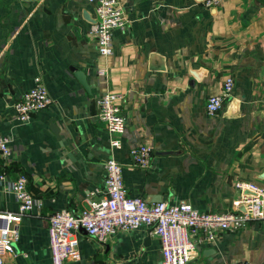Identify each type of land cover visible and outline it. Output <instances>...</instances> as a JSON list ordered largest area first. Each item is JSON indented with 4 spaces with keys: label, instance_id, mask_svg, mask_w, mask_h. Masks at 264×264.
Listing matches in <instances>:
<instances>
[{
    "label": "crops",
    "instance_id": "obj_1",
    "mask_svg": "<svg viewBox=\"0 0 264 264\" xmlns=\"http://www.w3.org/2000/svg\"><path fill=\"white\" fill-rule=\"evenodd\" d=\"M118 1L127 24L113 31L104 56L90 32L93 3L0 0V135L11 151L0 158L2 264H52L48 216L99 198L109 158L121 164L128 193L150 203L223 213L240 208L238 181L264 186V0ZM37 76L52 103L19 122L12 104ZM228 77L231 94L208 114L206 98ZM105 93L121 96L119 135L98 119ZM140 144L152 149L145 168L129 154ZM19 173L41 200L39 211L17 214L9 185ZM72 235L79 257L66 264H162L159 240L145 225L102 243L84 229ZM7 241L11 251L2 247ZM232 261L264 264V219L218 233L187 264Z\"/></svg>",
    "mask_w": 264,
    "mask_h": 264
},
{
    "label": "built area",
    "instance_id": "obj_2",
    "mask_svg": "<svg viewBox=\"0 0 264 264\" xmlns=\"http://www.w3.org/2000/svg\"><path fill=\"white\" fill-rule=\"evenodd\" d=\"M94 5L95 23L90 32L95 38L98 51L108 56L112 53V33L127 24L118 0H87ZM222 0H203L205 6L216 7ZM234 86L232 77L223 82L222 91L209 95L205 101L208 114H215L223 106ZM116 93H105L98 97V119L113 135L123 133L126 120ZM52 103L46 86L39 76L34 85L24 91L13 104L16 120L28 121L32 115ZM112 144H116L113 140ZM8 140L0 135V158L10 156ZM129 154L138 167L149 165L152 149L140 144L129 149ZM105 181L103 194L90 201L88 208L74 213L63 209L53 211L48 216L47 234L52 264H66L77 259V240L73 232L84 229L100 243L105 242L116 231H133L145 225L158 238L162 264H187L198 254V247L213 241L222 231L238 230L251 220L264 219V186L249 181H238V206L223 213L200 212L192 204L179 202H147L141 197L131 196L123 183L122 166L114 158L105 161ZM18 207V215L29 211H39L42 202L28 188L27 177L19 173L9 185ZM13 218L14 215H6ZM4 250L11 251L9 241L3 243ZM0 264L2 260L0 258ZM228 264H246L232 261Z\"/></svg>",
    "mask_w": 264,
    "mask_h": 264
},
{
    "label": "water",
    "instance_id": "obj_3",
    "mask_svg": "<svg viewBox=\"0 0 264 264\" xmlns=\"http://www.w3.org/2000/svg\"><path fill=\"white\" fill-rule=\"evenodd\" d=\"M75 75L80 79V81L83 83V77L80 76L79 72H76ZM51 129L54 133H57V128L54 127V125H51Z\"/></svg>",
    "mask_w": 264,
    "mask_h": 264
}]
</instances>
